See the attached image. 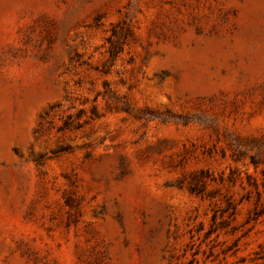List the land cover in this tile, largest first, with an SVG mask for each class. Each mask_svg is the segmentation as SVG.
<instances>
[{"label": "rangeland", "instance_id": "rangeland-1", "mask_svg": "<svg viewBox=\"0 0 264 264\" xmlns=\"http://www.w3.org/2000/svg\"><path fill=\"white\" fill-rule=\"evenodd\" d=\"M0 264H264V0H0Z\"/></svg>", "mask_w": 264, "mask_h": 264}]
</instances>
